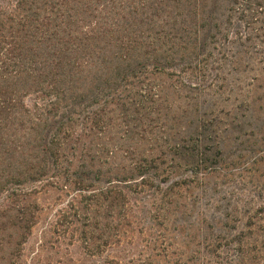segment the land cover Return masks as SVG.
<instances>
[{
  "label": "trees",
  "instance_id": "trees-1",
  "mask_svg": "<svg viewBox=\"0 0 264 264\" xmlns=\"http://www.w3.org/2000/svg\"><path fill=\"white\" fill-rule=\"evenodd\" d=\"M261 13L264 0H0V191L30 182L67 196L60 237L91 255L127 246L100 264L260 260L264 199L260 216L244 204L209 226L197 214L186 241L169 215L191 200L188 177L216 167L205 98L225 80L215 51L242 37L233 16L259 29ZM31 191L10 207L21 236L35 222Z\"/></svg>",
  "mask_w": 264,
  "mask_h": 264
},
{
  "label": "rangeland",
  "instance_id": "rangeland-1",
  "mask_svg": "<svg viewBox=\"0 0 264 264\" xmlns=\"http://www.w3.org/2000/svg\"><path fill=\"white\" fill-rule=\"evenodd\" d=\"M258 18L264 23V13ZM258 25L259 22L246 25L244 18L233 16L229 26L238 28L242 37L234 40L233 35H229L230 41L225 40L222 49L215 51L218 62L212 65L222 68L225 80L212 96L205 98L218 120L221 149L208 150L206 163L212 162L216 167L205 178L188 177L182 189L183 195L191 198L185 202L188 207L180 206L169 215L174 224L187 226L176 240H188L197 214L205 215L209 226L216 225L223 213H229L234 220L237 217L233 208L244 207V204L260 216V200L264 199V27L257 29ZM206 163L200 165L204 168L201 170H206ZM191 168L181 165L177 172L190 176ZM201 170L198 174L204 173ZM5 188L0 191V264H100L106 256L122 255L127 248L114 245L101 254L91 255L80 242L60 237L58 231H54L57 210L64 205L67 196L60 197L54 190L39 189L30 182L8 183ZM11 188L18 193L12 195ZM25 188H32L27 196L36 203L35 222L30 231L21 236L12 223L10 207L23 197L21 189L29 190ZM157 221L164 226L162 219ZM153 230L156 234V228ZM169 252L175 255L177 249L170 248ZM253 264H264V256L254 259Z\"/></svg>",
  "mask_w": 264,
  "mask_h": 264
}]
</instances>
